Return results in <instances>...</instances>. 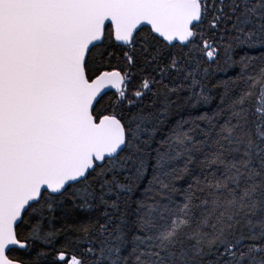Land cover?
Here are the masks:
<instances>
[{"label":"snow or ice","instance_id":"snow-or-ice-1","mask_svg":"<svg viewBox=\"0 0 264 264\" xmlns=\"http://www.w3.org/2000/svg\"><path fill=\"white\" fill-rule=\"evenodd\" d=\"M0 264H264V0H0Z\"/></svg>","mask_w":264,"mask_h":264}]
</instances>
